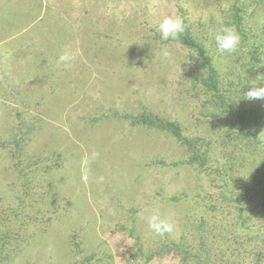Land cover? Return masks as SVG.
I'll return each mask as SVG.
<instances>
[{
    "label": "rangeland",
    "instance_id": "obj_1",
    "mask_svg": "<svg viewBox=\"0 0 264 264\" xmlns=\"http://www.w3.org/2000/svg\"><path fill=\"white\" fill-rule=\"evenodd\" d=\"M242 3L237 52L249 29L250 46L264 43L263 3L0 0V238L13 264H183L171 243L207 216L219 177L143 116L177 121L219 155L225 128L200 114L193 57L161 39L159 5L206 41ZM152 210L171 234L150 232Z\"/></svg>",
    "mask_w": 264,
    "mask_h": 264
},
{
    "label": "trees",
    "instance_id": "obj_2",
    "mask_svg": "<svg viewBox=\"0 0 264 264\" xmlns=\"http://www.w3.org/2000/svg\"><path fill=\"white\" fill-rule=\"evenodd\" d=\"M254 3L264 4V0ZM242 6L232 4L228 9L236 19L235 27L246 25L247 6ZM225 11L223 24L232 25ZM249 33L245 49L236 51L235 61L211 46L205 48V39L199 40L188 26L180 36L182 44L200 53L192 56L196 66L193 89L199 91L202 117L212 123L217 120L225 128L221 155L213 152L212 140L186 136L177 121L143 116V123L170 132L180 141L187 152L184 163L219 177L216 192L208 195L207 216L191 219L195 222L171 243L183 264H264V101H249L242 95L253 79L264 76V43L250 46V38L256 36L250 29ZM223 60L229 72L220 70ZM9 243L0 238V264H13Z\"/></svg>",
    "mask_w": 264,
    "mask_h": 264
},
{
    "label": "clouds",
    "instance_id": "obj_3",
    "mask_svg": "<svg viewBox=\"0 0 264 264\" xmlns=\"http://www.w3.org/2000/svg\"><path fill=\"white\" fill-rule=\"evenodd\" d=\"M158 17L159 19L155 27L160 33L162 40L173 42L175 47L182 50L187 56H200L199 51L184 46L180 41V36L186 29L184 18L179 15L169 13L164 5H159ZM240 40V34L235 26L231 24H223L219 31L212 34L210 40L204 41L203 44L205 48H209L211 42L214 41L217 53H227L231 55L238 49ZM164 55L168 56V52L165 51ZM60 59L63 61L70 59V57L63 55ZM249 84L252 86L248 91L242 94L243 98L249 101H264V76H261L260 80L253 79V82ZM144 219L146 220L148 229L154 236L164 237L166 234H171L174 230V225L166 218H163L157 210L150 211Z\"/></svg>",
    "mask_w": 264,
    "mask_h": 264
}]
</instances>
